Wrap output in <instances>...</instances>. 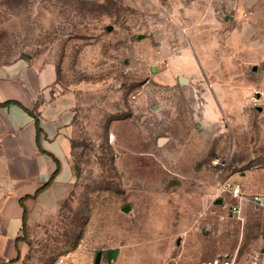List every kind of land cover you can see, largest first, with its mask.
Returning a JSON list of instances; mask_svg holds the SVG:
<instances>
[{"label":"rangeland","instance_id":"obj_1","mask_svg":"<svg viewBox=\"0 0 264 264\" xmlns=\"http://www.w3.org/2000/svg\"><path fill=\"white\" fill-rule=\"evenodd\" d=\"M165 23L194 74L158 60ZM260 40L264 71V0H0V64L52 68L55 92L77 98L73 179L28 212L22 264H258L264 209L243 205L237 220L220 185L249 172L264 196L259 118L247 108L231 125L207 77L233 84L226 50L257 55Z\"/></svg>","mask_w":264,"mask_h":264},{"label":"crops","instance_id":"obj_2","mask_svg":"<svg viewBox=\"0 0 264 264\" xmlns=\"http://www.w3.org/2000/svg\"><path fill=\"white\" fill-rule=\"evenodd\" d=\"M160 28L164 34L157 37L158 60L168 61L172 73L194 74L199 66L190 55L181 53L172 57L179 46L173 42V27L165 23ZM193 31L196 32L195 27L191 32L192 40ZM175 33L180 35L176 30ZM230 39L228 35L227 40ZM254 51L257 55L251 51L242 53L240 49L232 53L228 48L226 56L237 60L235 65L222 67V73L237 75L232 77L233 84L220 88L214 79L207 77V87L213 103L221 102L238 116L230 119L231 125L238 121L248 123L244 111L253 108L262 130L260 141L264 144V100L259 96L264 92V71H259L255 65L263 56L261 40ZM248 69L254 75H261L260 83L255 80L257 76L247 78ZM55 80L54 69L25 60L0 64V103L12 102L0 107V264H22L24 215L26 220L28 212L49 196L52 203L59 202L73 179L72 143L76 137L77 98L69 91L58 95ZM211 105L208 100V120L215 122ZM249 178V172L241 177L240 188L245 194H257L251 191L259 187L249 182ZM237 220H242V215ZM258 264H264V256Z\"/></svg>","mask_w":264,"mask_h":264},{"label":"built area","instance_id":"obj_3","mask_svg":"<svg viewBox=\"0 0 264 264\" xmlns=\"http://www.w3.org/2000/svg\"><path fill=\"white\" fill-rule=\"evenodd\" d=\"M57 94L54 93L53 97ZM259 96L264 100V92L259 93ZM220 191L229 196L235 201L234 205L230 207L232 215L237 219H241L242 206L249 204L256 208L264 209V196L259 194H245L242 192L239 185L225 181L220 185ZM253 264H256V258L253 259Z\"/></svg>","mask_w":264,"mask_h":264},{"label":"trees","instance_id":"obj_4","mask_svg":"<svg viewBox=\"0 0 264 264\" xmlns=\"http://www.w3.org/2000/svg\"><path fill=\"white\" fill-rule=\"evenodd\" d=\"M10 104H12V102H10V101H6V102H3V103H0V107H6V106H9ZM72 148H73V144H72ZM56 173V172H55ZM55 173H54V175H55ZM53 178V177H52ZM48 184H49V182H48ZM25 215H24V218H23V232H24V228H25ZM24 237H22V239H23ZM24 240V239H23Z\"/></svg>","mask_w":264,"mask_h":264},{"label":"water","instance_id":"obj_5","mask_svg":"<svg viewBox=\"0 0 264 264\" xmlns=\"http://www.w3.org/2000/svg\"><path fill=\"white\" fill-rule=\"evenodd\" d=\"M180 82L183 83L184 82V79H180ZM110 254H111V252L110 251H107L106 255H107V259L108 260L110 259ZM97 260H98V255H97L96 259H95V263L97 262Z\"/></svg>","mask_w":264,"mask_h":264}]
</instances>
